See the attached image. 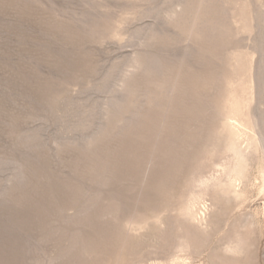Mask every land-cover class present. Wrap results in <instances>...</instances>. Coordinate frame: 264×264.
<instances>
[{
	"label": "rangeland",
	"instance_id": "1",
	"mask_svg": "<svg viewBox=\"0 0 264 264\" xmlns=\"http://www.w3.org/2000/svg\"><path fill=\"white\" fill-rule=\"evenodd\" d=\"M0 264H264V0H0Z\"/></svg>",
	"mask_w": 264,
	"mask_h": 264
}]
</instances>
